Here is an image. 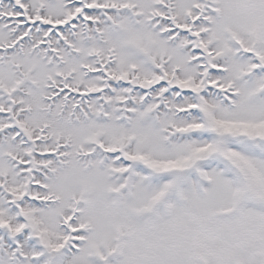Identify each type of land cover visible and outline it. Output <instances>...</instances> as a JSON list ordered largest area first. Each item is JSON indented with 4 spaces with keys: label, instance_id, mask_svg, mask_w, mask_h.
Listing matches in <instances>:
<instances>
[{
    "label": "snow or ice",
    "instance_id": "snow-or-ice-1",
    "mask_svg": "<svg viewBox=\"0 0 264 264\" xmlns=\"http://www.w3.org/2000/svg\"><path fill=\"white\" fill-rule=\"evenodd\" d=\"M0 264H264V0H0Z\"/></svg>",
    "mask_w": 264,
    "mask_h": 264
}]
</instances>
